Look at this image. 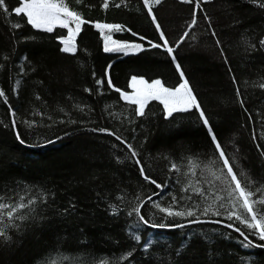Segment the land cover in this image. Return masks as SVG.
I'll list each match as a JSON object with an SVG mask.
<instances>
[{"label": "trees", "instance_id": "obj_1", "mask_svg": "<svg viewBox=\"0 0 264 264\" xmlns=\"http://www.w3.org/2000/svg\"><path fill=\"white\" fill-rule=\"evenodd\" d=\"M21 3L5 0L8 13L0 8V90L5 93L0 97V197L8 201L43 193L44 200H37L35 219L10 229L11 239L0 242V264H264V249L243 247V237L225 227L230 221L223 217L198 212L200 220L224 225L186 226L194 218L165 217L149 201L141 214L151 223L184 227L135 226L136 217L128 212L138 194L146 199L160 192L154 200L167 206L172 195H187L181 188L189 180L207 188L206 181L213 179L208 169L216 171L220 162L213 163L218 153L195 109L165 118L163 106L153 101L145 116L133 117L130 106L107 85L110 76L115 87L131 92L128 85L137 76L175 86L181 82L175 56L230 161L234 158V170L264 180V88L259 87L264 82V49L259 47L264 8L249 0H210L200 8L195 0H152L160 31L174 49L170 55L149 44L163 40L143 0H65L88 23L77 37L76 52L64 53L58 36L66 30L33 29L13 11ZM16 22L22 26L13 28ZM96 23L121 26L115 35L142 42L144 50L105 52ZM92 129H108L132 144L146 174L165 185L163 191L143 179L124 144ZM16 131L25 144L18 142ZM130 227L139 231L140 243L130 238ZM189 237V246L177 257L175 249ZM147 241L153 243L144 251ZM128 252L132 256L122 259Z\"/></svg>", "mask_w": 264, "mask_h": 264}, {"label": "snow or ice", "instance_id": "obj_2", "mask_svg": "<svg viewBox=\"0 0 264 264\" xmlns=\"http://www.w3.org/2000/svg\"><path fill=\"white\" fill-rule=\"evenodd\" d=\"M155 4L161 3V0H154ZM184 3H192L193 0H181ZM210 2V0H195L197 8H200L201 3ZM251 3L258 4L259 7L264 8V0H249ZM144 6L148 8V14L152 17L153 23L158 31H160V24L156 20V16L152 13V9L149 6L150 0H143ZM107 8L109 5L107 2L103 5ZM117 7L120 5L117 4ZM0 8L3 9L4 13H8V7L5 4V0H0ZM16 16L24 15L26 17V23L31 25L33 29L52 33L57 28L67 29V35H59L58 39L63 47L60 51L64 53H75L76 51V37L82 30V26L88 21H86L81 14L71 9L65 0H22V6H16L13 9ZM205 19H209L205 17ZM196 24L195 13L193 15V20L191 21V26ZM74 25V27H73ZM22 25L20 22L12 24L13 28H19ZM95 27L101 30L103 34L105 30L111 33L113 31H122V27L113 24H102L96 23ZM130 31V29H128ZM133 35H137L133 33ZM185 36L188 33H184ZM215 36V32L212 33ZM160 37L163 40V44L152 43L149 44L152 48L164 47L165 50L171 55L174 51L172 47L168 46V41L164 36L163 31H160ZM144 39V37H140ZM217 46L220 45V41H216ZM253 50H256V45H250ZM259 47L264 49V38L259 41ZM144 49L140 44H130L127 42H120L113 40L111 35H104V51L105 52H122L127 55L130 51H143ZM221 55H224L223 50H221ZM175 63V68L179 74L180 83L175 86H167L165 82L161 79H153L150 82L144 78H138L137 76H132L130 84L128 87L131 88V92L126 90H121L113 85L112 79L108 76L107 85L114 91L119 93V100H123L127 105L130 106V112L133 117L146 115V109L151 102L156 101L163 106V113L165 118H173L175 113H188L195 109L199 113V120L202 122L203 126L207 129L210 136L211 142L214 145L215 153L218 156L213 161V163L220 162V166L216 171L208 169L210 172L212 180L206 181L207 188L200 186V181L189 180L185 186L181 188V192L187 193V195L176 196L172 195L171 202L167 206H163L160 202L154 200L155 196H159L160 192H153L145 198H141L138 194L135 198V202L128 212L129 216L136 217L135 226L138 227L140 224L147 225L154 229H164V228H183V224H165V223H151L150 219H146L144 215L141 214V209L149 201L152 202V207L158 209L159 213L164 214L165 217H179L187 219L192 217L194 219L190 220V223H202L197 216L199 212L200 215H212L216 217H223L230 221V223L224 225L227 228L239 233L243 240L241 244L245 248L255 247L264 249V244H256L253 240L249 239V236L256 237L259 241H264V180L256 181L254 180L246 171L240 169L239 172L234 170L235 160L231 159L226 154L221 142L218 140L213 128L209 122V119L203 110L201 104L198 102L197 97L193 94V90L190 87L189 80L185 76L181 65L175 62V56L172 57ZM225 63H228L227 57H225ZM111 65L105 70V75H108ZM231 72V68L229 67ZM233 83L238 84L235 76L232 77ZM97 84L103 85V80H97ZM259 87L264 88V82L259 84ZM85 91H91L85 89ZM237 97H240V88H236ZM0 97H5V93L0 90ZM6 99V98H5ZM39 99V97H37ZM243 106V100L240 101ZM134 106V107H131ZM80 108L79 105L76 106ZM83 111V108H80ZM64 111V109H60ZM39 114V113H36ZM66 115L68 113H65ZM13 116L15 113L13 112ZM251 119V116L249 117ZM64 123L63 120L59 121ZM76 120H71V123H76ZM28 127H33L34 122L24 121ZM11 127L13 130L16 129V120H12ZM91 131L106 133L109 136H114L116 140L124 144L125 147L130 152L132 158L135 160L136 165L139 166V171L143 179L153 185L157 189L163 191L165 185L158 183L156 180L152 179L146 174L145 166L139 159V154L137 150L123 139L116 132L109 131L108 129H92ZM16 138L20 144H25L26 142L22 139L20 133L16 131ZM51 143L52 141H48ZM115 147V145H114ZM264 156V151L261 152ZM117 162H121L119 157H117ZM172 169H177V165L173 164ZM191 175H195L192 172ZM219 182V186L217 185ZM255 185V187H254ZM30 188H26V192H30ZM198 197L199 199H193V197ZM44 200V194L40 193L35 196L19 195L18 199L4 201L3 197H0V242H6L11 239L9 234L10 229L19 230L24 222L35 219L36 216L33 214L36 212L35 205L37 200ZM117 199H123L122 196L117 197ZM190 201V203H188ZM46 202V201H45ZM112 208V214H116V208L110 205ZM27 210V211H25ZM211 223H220V220L207 221ZM241 227H237L236 224ZM249 230L247 233L242 230ZM129 236L132 240L137 243L141 241V235L139 231H132L131 227L129 229ZM207 239V237H205ZM190 237L182 242V244L175 249V255L180 257L183 254L185 248L189 246ZM153 241H147L144 244V251L152 246ZM132 252H128L125 257H131Z\"/></svg>", "mask_w": 264, "mask_h": 264}, {"label": "rangeland", "instance_id": "obj_3", "mask_svg": "<svg viewBox=\"0 0 264 264\" xmlns=\"http://www.w3.org/2000/svg\"><path fill=\"white\" fill-rule=\"evenodd\" d=\"M151 2H152V0H150V5L149 6H151ZM20 6H22V3L20 4ZM73 27H74V25H73ZM57 29H60V28H57ZM64 30H66V34L65 35H67V29H64ZM98 30L101 33V30L100 29H98ZM115 33H117V32L116 31H113V32L109 33V32H107V30H105L103 34L101 33L102 38H103V43H104V35H111V37H112L113 40H117V41H120V42H127V43H130V44H140L142 46V48H143V43L142 42L137 41V40H133V39L120 38V37H117L115 35ZM77 37H76V50H77ZM62 47H63V45H62ZM134 52H137V51H130L128 54H131V53H134ZM107 53H115V54H119L120 53V54H124L122 52H107ZM138 78H140V77H138Z\"/></svg>", "mask_w": 264, "mask_h": 264}, {"label": "water", "instance_id": "obj_4", "mask_svg": "<svg viewBox=\"0 0 264 264\" xmlns=\"http://www.w3.org/2000/svg\"><path fill=\"white\" fill-rule=\"evenodd\" d=\"M201 221H205V220H201ZM203 223H211V222H207V221H205V222H202V223H188V224H186V226H189V225H195V224H203ZM214 224H218V225H224L223 223H214ZM230 229V228H229ZM230 230H232V229H230ZM233 231V230H232ZM239 234V233H238Z\"/></svg>", "mask_w": 264, "mask_h": 264}]
</instances>
